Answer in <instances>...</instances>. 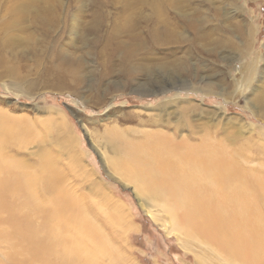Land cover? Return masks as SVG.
<instances>
[{"label": "rangeland", "instance_id": "374dc122", "mask_svg": "<svg viewBox=\"0 0 264 264\" xmlns=\"http://www.w3.org/2000/svg\"><path fill=\"white\" fill-rule=\"evenodd\" d=\"M1 123L8 155L55 156L109 237L103 264H224L111 168L107 139L213 142L264 175V0H0Z\"/></svg>", "mask_w": 264, "mask_h": 264}, {"label": "bare ground", "instance_id": "6f19581e", "mask_svg": "<svg viewBox=\"0 0 264 264\" xmlns=\"http://www.w3.org/2000/svg\"><path fill=\"white\" fill-rule=\"evenodd\" d=\"M92 24L97 29L100 16ZM13 135L11 126L0 124V214L9 215L0 217V264H103L105 258L115 259L109 237L89 216L82 198L63 185L55 156L46 152L39 171L34 170L5 152ZM107 142L115 153L111 168L149 201L161 203L173 228L202 244L209 257L205 261L264 264L263 174L213 142H175L152 132L144 142H133L117 129ZM10 246L16 250L9 251Z\"/></svg>", "mask_w": 264, "mask_h": 264}]
</instances>
